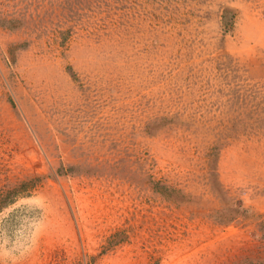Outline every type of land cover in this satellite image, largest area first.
Masks as SVG:
<instances>
[{
	"label": "rangeland",
	"instance_id": "obj_1",
	"mask_svg": "<svg viewBox=\"0 0 264 264\" xmlns=\"http://www.w3.org/2000/svg\"><path fill=\"white\" fill-rule=\"evenodd\" d=\"M0 264H264V0H0Z\"/></svg>",
	"mask_w": 264,
	"mask_h": 264
}]
</instances>
